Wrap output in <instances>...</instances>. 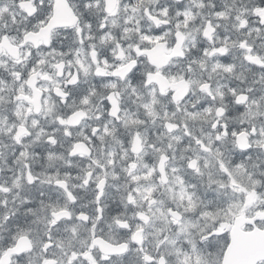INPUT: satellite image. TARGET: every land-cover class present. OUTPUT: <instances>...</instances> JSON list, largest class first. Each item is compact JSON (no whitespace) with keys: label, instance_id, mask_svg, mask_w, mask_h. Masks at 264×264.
<instances>
[{"label":"snow or ice","instance_id":"1","mask_svg":"<svg viewBox=\"0 0 264 264\" xmlns=\"http://www.w3.org/2000/svg\"><path fill=\"white\" fill-rule=\"evenodd\" d=\"M0 264H264V0H0Z\"/></svg>","mask_w":264,"mask_h":264}]
</instances>
